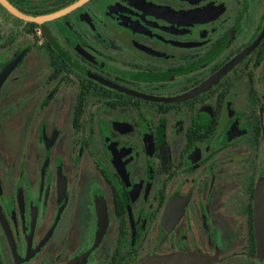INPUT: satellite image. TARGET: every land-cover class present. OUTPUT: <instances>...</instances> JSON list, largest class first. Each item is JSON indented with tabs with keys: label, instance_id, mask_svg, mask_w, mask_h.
<instances>
[{
	"label": "flooded vegetation",
	"instance_id": "flooded-vegetation-1",
	"mask_svg": "<svg viewBox=\"0 0 264 264\" xmlns=\"http://www.w3.org/2000/svg\"><path fill=\"white\" fill-rule=\"evenodd\" d=\"M7 1L0 264H264V0Z\"/></svg>",
	"mask_w": 264,
	"mask_h": 264
},
{
	"label": "water",
	"instance_id": "water-1",
	"mask_svg": "<svg viewBox=\"0 0 264 264\" xmlns=\"http://www.w3.org/2000/svg\"><path fill=\"white\" fill-rule=\"evenodd\" d=\"M0 3L7 8L10 12L14 15L24 18L31 22L43 23L45 21L54 19L56 17L61 16L66 11L62 13H58L52 16L43 17V18H30L20 14L14 7L10 5L7 0H0ZM4 80V76L0 77V86L2 81ZM255 219H256V236L259 246V254L260 257L264 254V185L260 184V198H257L256 207H255ZM189 259H194L189 260ZM141 264H211V261L201 255L196 254H185V255H178V256H169L165 258H156V259H149Z\"/></svg>",
	"mask_w": 264,
	"mask_h": 264
}]
</instances>
